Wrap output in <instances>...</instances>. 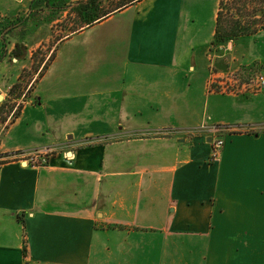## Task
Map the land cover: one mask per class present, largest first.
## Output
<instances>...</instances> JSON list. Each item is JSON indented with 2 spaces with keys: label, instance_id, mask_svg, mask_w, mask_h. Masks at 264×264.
Instances as JSON below:
<instances>
[{
  "label": "crops",
  "instance_id": "0c3cea01",
  "mask_svg": "<svg viewBox=\"0 0 264 264\" xmlns=\"http://www.w3.org/2000/svg\"><path fill=\"white\" fill-rule=\"evenodd\" d=\"M108 2L0 0V107L30 89L0 153L55 147L0 163V264H264V90L209 86L213 70L264 71V26L217 43L220 0L97 19ZM43 47L45 70L23 75Z\"/></svg>",
  "mask_w": 264,
  "mask_h": 264
},
{
  "label": "rangeland",
  "instance_id": "374dc122",
  "mask_svg": "<svg viewBox=\"0 0 264 264\" xmlns=\"http://www.w3.org/2000/svg\"><path fill=\"white\" fill-rule=\"evenodd\" d=\"M108 1V0H106ZM112 2H108L109 5L111 3H115L116 1L119 0H110ZM220 4H221V18H220V27L222 29V32L225 33H231L230 32V26L233 25L235 22L239 23L240 25H243L244 27H251L254 28L255 23H258V27H256L257 29L262 28L263 26L261 25L262 23H264V18L262 16V14L260 12H258L255 15V11L253 10V7L258 8L260 6V4H258L257 2H247L245 7L243 6V4L241 2H239L238 0H220ZM262 5V4H261ZM257 25V24H256ZM250 28V29H251ZM58 33H61L62 31H56ZM232 34V33H231ZM225 41V40H222ZM220 39L217 41V43L222 42ZM212 51V50H211ZM213 52V51H212ZM50 54V48L49 47H43L41 49H39L36 53V57H35V66H41L43 65V63H41V57H44V59L46 60L48 58ZM41 63V64H40ZM30 71V70H27ZM214 71V70H213ZM213 71L211 72L213 74ZM260 70L258 68H253V70L250 72H248V74H255L257 72H259ZM37 72V71H36ZM28 75V72H25ZM27 81V80H25ZM23 80H19V82H17L16 85V89L14 90H10L9 93V100H7V102L2 105L0 107V120H2L4 118V121H0V129L3 128V123L8 121V117L11 111H9V107L8 105L16 103V102H20L19 100L21 99V97H25L26 95L28 96L29 91L27 92L24 90H20V87H22L23 85ZM23 93H26V95H23ZM18 97V98H17ZM16 107H13V111H15ZM168 129H163L162 132L167 131ZM179 132H181L182 135H192V134H203V133H216V134H221L222 131L219 128L214 127L213 125L209 126H205L202 128H182L180 130H178ZM155 130L152 131H148V132H143V134H148V133H154ZM161 132V133H162ZM142 134V133H139ZM219 137V136H218ZM97 140V138H90V139H85L83 140L81 143L85 144V145H90L92 143H94ZM48 149H50V151L47 154H44L45 151L43 148H39L37 151H29L27 153H25V156H21L24 158H27L29 162H32L34 165H44L46 163H48L49 158L52 154V152L55 150V147L50 146L47 147ZM43 156V157H42ZM30 157H32V160L29 159ZM12 159L11 156H7L4 157V159L8 160V159ZM13 159H17V158H13Z\"/></svg>",
  "mask_w": 264,
  "mask_h": 264
},
{
  "label": "trees",
  "instance_id": "16d2710c",
  "mask_svg": "<svg viewBox=\"0 0 264 264\" xmlns=\"http://www.w3.org/2000/svg\"><path fill=\"white\" fill-rule=\"evenodd\" d=\"M132 1H134V0H119L116 3H111L108 8H104L103 10L97 11L96 12V18L97 19H101V18L107 16L109 13H111V12L117 10V9H120L123 6H126L127 4L131 3ZM238 1L241 2L244 7H245V5H246L247 2H250V3L257 2L258 4H260V6L258 8L253 7V10L255 11V15L258 12H260L262 14L263 18H264V0H238ZM220 2H219L220 9H219L218 15H217V29H216V34H215V41H213V42H216L219 39L222 41V40L225 39V37L234 36V35H237V34L254 33L255 31H257V28L256 27H258V25H259L258 23H255V26L256 27L251 28V27H244L243 25H240L239 23L235 22L233 25L230 26V32L232 34L231 33L222 32V29L220 27V24H221L220 23V18H221V11H222ZM89 4H92V5H88V7L93 6L94 8L97 9V6H95V2L94 1L89 2ZM261 25L264 26V23H262ZM39 49L40 48H37L32 53V57H33V60H34V64L32 65L30 71L24 70L23 71V75H26L27 76V74L25 72H28V75H31L33 72H36V71H38V74H41L45 70V68L47 67V65L49 64V62L52 60V58H53V52H50V54H49V56H48V58L46 60L44 59V57H41V60L40 61H41V63H43L42 66H40V65L38 67L35 66V57H36V53H37V51ZM16 85L17 84H15L11 88V90L16 89ZM28 91H30V89H28L27 92ZM8 106H10L9 107V111H11L10 114H9V116L11 117V119L8 120V122L11 123L14 120L13 117L14 116H17V114L19 113L20 109L22 108V103L21 102H16V103L10 104ZM13 107H16L15 111H13ZM0 121L3 122L4 121V118L2 120H0ZM158 131L159 132H162L163 129H159ZM234 131H236V130H234ZM245 131H250V130H245ZM44 148H47V147H44ZM36 149H39V148H35V149H32V150H36ZM29 151H31V150H27V151H14V152H11V153H2V154L0 153V163L6 161V159H4V157H7V156H11L12 157L13 155H22L23 156V154L25 155V153H27Z\"/></svg>",
  "mask_w": 264,
  "mask_h": 264
},
{
  "label": "built area",
  "instance_id": "2783aa9c",
  "mask_svg": "<svg viewBox=\"0 0 264 264\" xmlns=\"http://www.w3.org/2000/svg\"><path fill=\"white\" fill-rule=\"evenodd\" d=\"M210 90L233 93V94H247V93H255L261 90H264V71H259L255 74H248L244 71H237L224 74L222 76H217L212 74L209 79ZM227 128H230L229 126ZM246 130H251L250 127L244 128ZM224 143L222 137L216 136L212 142V152L210 159L214 160L219 154L221 147ZM45 153L47 154L50 149L43 148ZM32 150V151H37ZM43 157V156H42ZM29 159L32 160V157Z\"/></svg>",
  "mask_w": 264,
  "mask_h": 264
},
{
  "label": "water",
  "instance_id": "95a60500",
  "mask_svg": "<svg viewBox=\"0 0 264 264\" xmlns=\"http://www.w3.org/2000/svg\"><path fill=\"white\" fill-rule=\"evenodd\" d=\"M1 97V96H0Z\"/></svg>",
  "mask_w": 264,
  "mask_h": 264
}]
</instances>
